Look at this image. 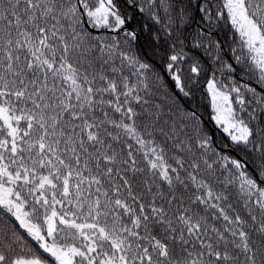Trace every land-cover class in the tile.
Wrapping results in <instances>:
<instances>
[{
    "label": "snow or ice",
    "instance_id": "6c2138e0",
    "mask_svg": "<svg viewBox=\"0 0 264 264\" xmlns=\"http://www.w3.org/2000/svg\"><path fill=\"white\" fill-rule=\"evenodd\" d=\"M0 264H264V0H0Z\"/></svg>",
    "mask_w": 264,
    "mask_h": 264
}]
</instances>
